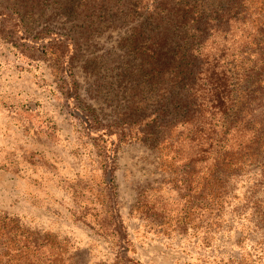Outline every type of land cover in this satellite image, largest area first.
<instances>
[{"label": "rangeland", "instance_id": "374dc122", "mask_svg": "<svg viewBox=\"0 0 264 264\" xmlns=\"http://www.w3.org/2000/svg\"><path fill=\"white\" fill-rule=\"evenodd\" d=\"M83 4L71 12L56 0H0V264L46 263L55 240L63 242L59 254L69 250L77 264L112 263L117 225L142 264L226 263L240 254L244 220L230 209L222 229L205 241L203 232H156L151 215H131L144 188L171 201L168 163L159 167L156 149L127 138L108 164L100 155L104 142L88 134L61 91V76L75 79L78 103L104 123L119 120L141 95L129 91L133 81L123 63L134 62L125 37L138 12L124 0ZM53 31L78 43L72 75L58 72L42 52L41 45H54ZM155 95H146L148 111ZM241 183L238 190L248 185Z\"/></svg>", "mask_w": 264, "mask_h": 264}, {"label": "trees", "instance_id": "16d2710c", "mask_svg": "<svg viewBox=\"0 0 264 264\" xmlns=\"http://www.w3.org/2000/svg\"><path fill=\"white\" fill-rule=\"evenodd\" d=\"M56 1L72 12L87 0ZM124 1L138 12L125 37L134 62H123L124 76L133 81L129 91L141 93L138 102L104 123L80 106L74 78L70 84L61 76V91L88 134L104 142L100 155L108 164L127 138L156 149L159 167L168 163L171 201L144 188L131 215H151L156 232H203L207 241L231 209L233 218L244 220L240 254L224 264H264V0ZM51 33L54 45H41L42 52L58 72L72 75L68 64L78 43L68 33ZM150 92L156 106L148 111ZM240 181H248L244 190H238ZM113 231L120 234L116 258L97 264H142L130 256L122 226ZM254 234L260 237L250 244ZM51 245L52 254L40 264H77L69 250L59 254L62 241Z\"/></svg>", "mask_w": 264, "mask_h": 264}]
</instances>
